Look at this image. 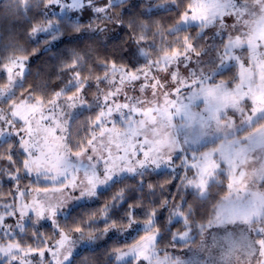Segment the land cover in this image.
<instances>
[{
	"label": "clouds",
	"instance_id": "1",
	"mask_svg": "<svg viewBox=\"0 0 264 264\" xmlns=\"http://www.w3.org/2000/svg\"><path fill=\"white\" fill-rule=\"evenodd\" d=\"M191 2L81 0L68 10L36 0L14 33L0 32V127L23 128L17 106L40 101L54 130L31 149L45 153L39 168L17 145L32 170L21 166L11 188L0 177L8 203L23 192L19 204L47 209L6 228L23 224L33 246L65 240L31 264H264V106L254 99L264 92V0L211 22L182 20ZM186 36L199 55L169 62ZM109 107L103 127L118 131L101 137L96 117ZM145 244L148 259L138 256Z\"/></svg>",
	"mask_w": 264,
	"mask_h": 264
},
{
	"label": "snow or ice",
	"instance_id": "2",
	"mask_svg": "<svg viewBox=\"0 0 264 264\" xmlns=\"http://www.w3.org/2000/svg\"><path fill=\"white\" fill-rule=\"evenodd\" d=\"M80 3L81 0H66L65 6L68 8V10H71L79 7ZM243 7L244 5L242 4L241 0H192V2L188 5V11L182 14L181 19L187 20L190 18L192 20L211 22L225 18L227 14H241L240 10ZM184 39L185 43L183 50L179 48H173L170 53L165 54L167 57H169V62L179 57L189 58L190 54L199 55V52L195 51V46L189 41L188 37L186 36ZM236 43L238 44L239 41ZM232 47L233 45L230 44L225 48V56H228L231 53ZM15 67V64L8 67V72L11 73ZM128 76L133 80L138 79L135 71L128 73ZM155 86L156 85L153 84V87ZM117 92H119V89H117ZM112 95L115 97L116 93H112ZM254 99L258 105L264 106V92L257 94ZM121 107L128 108L129 105L126 103L123 105L120 103H115V108L117 110ZM144 111L145 115H148L153 110L149 108ZM164 113L166 115L168 114L167 108L164 109ZM111 114L112 108L109 107L107 112H101L96 117V122L101 129V137H103L106 131H118L116 129H106L103 127V118L111 116ZM13 115L23 121L25 126L23 128H19L11 135L5 133L3 128L0 127V146H2L4 143H10V147L4 160L0 161V163H6V167H0V177H8L5 182L9 185V188H11L14 182L13 174H18L21 166H23L28 171L32 170L29 158H31V164H34L37 168H39L44 163L45 153L42 151L39 156L32 158L31 149L39 148L41 146L42 140L44 143H47V136L45 133L54 134V130H49L43 124V121H45L48 117L43 115L42 102L40 101L35 104H21L17 106V110L13 113ZM168 118H171L170 115ZM15 128V125L10 124L9 132L11 133ZM18 136L22 138L17 139ZM94 139L95 137L89 139L87 141V145L92 146ZM17 145L20 146L23 152L28 153L29 158H26L23 161L17 160ZM51 150L52 147L50 146L48 151ZM82 150L88 151L89 148L82 147ZM149 151H151V149L143 152L145 157L149 155ZM193 166H197V164H194ZM210 166V162H205L201 165L203 171H207ZM36 191H48V189H37ZM10 195L13 201L12 203H8L3 197H0V260L6 259L7 264H31V257L40 256L47 258L50 255L55 256L56 249L64 245V239L57 241L55 246L50 245L45 241H41V246H33L31 243L25 244L21 236L18 234L25 231L23 224L17 223L15 229H13L11 226L6 228V225H8L12 216H24L31 211L35 212L38 217H42L47 211V209L41 205L39 199L34 198L31 203L25 202L23 205L19 204L18 200L19 197L24 195L23 192H20L19 194L10 192ZM33 234L36 235L35 233ZM148 255L149 246L148 244H145L143 250L139 251L138 256L148 259ZM117 260L119 261V258H117ZM50 264H55V262H50ZM161 264H164V262H161Z\"/></svg>",
	"mask_w": 264,
	"mask_h": 264
},
{
	"label": "trees",
	"instance_id": "3",
	"mask_svg": "<svg viewBox=\"0 0 264 264\" xmlns=\"http://www.w3.org/2000/svg\"><path fill=\"white\" fill-rule=\"evenodd\" d=\"M35 4L36 0H1L0 32L14 33L17 22L30 16Z\"/></svg>",
	"mask_w": 264,
	"mask_h": 264
},
{
	"label": "rangeland",
	"instance_id": "4",
	"mask_svg": "<svg viewBox=\"0 0 264 264\" xmlns=\"http://www.w3.org/2000/svg\"><path fill=\"white\" fill-rule=\"evenodd\" d=\"M1 1V0H0ZM190 136L192 138H196V136L198 135V126H194L191 130H190Z\"/></svg>",
	"mask_w": 264,
	"mask_h": 264
}]
</instances>
